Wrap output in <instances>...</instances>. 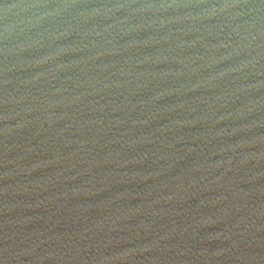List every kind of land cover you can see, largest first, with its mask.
Returning a JSON list of instances; mask_svg holds the SVG:
<instances>
[{
    "label": "water",
    "instance_id": "water-1",
    "mask_svg": "<svg viewBox=\"0 0 264 264\" xmlns=\"http://www.w3.org/2000/svg\"><path fill=\"white\" fill-rule=\"evenodd\" d=\"M0 264H264V0H0Z\"/></svg>",
    "mask_w": 264,
    "mask_h": 264
}]
</instances>
